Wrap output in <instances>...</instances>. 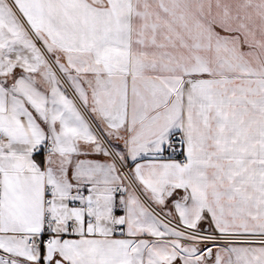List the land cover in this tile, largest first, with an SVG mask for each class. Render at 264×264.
<instances>
[{"label":"snow or ice","instance_id":"obj_1","mask_svg":"<svg viewBox=\"0 0 264 264\" xmlns=\"http://www.w3.org/2000/svg\"><path fill=\"white\" fill-rule=\"evenodd\" d=\"M0 264H264V0H0Z\"/></svg>","mask_w":264,"mask_h":264}]
</instances>
